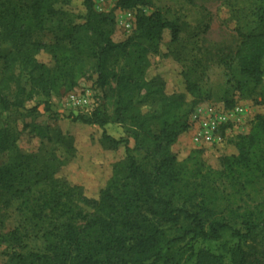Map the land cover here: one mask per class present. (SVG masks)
<instances>
[{
    "label": "trees",
    "instance_id": "obj_1",
    "mask_svg": "<svg viewBox=\"0 0 264 264\" xmlns=\"http://www.w3.org/2000/svg\"><path fill=\"white\" fill-rule=\"evenodd\" d=\"M30 1L0 0V41L12 46L4 57L0 112L23 109L40 96L48 106L54 95L74 90L93 73L97 86L115 99L113 116L95 110L70 118L98 126L102 147L110 151L123 148L125 155L113 165L97 199L87 197L81 187L56 179L53 173L45 175V186L39 188L29 163L26 166L28 156L16 153L13 163L0 166V201L19 203L50 252L22 257L21 263L188 264L195 260L194 264H227L210 250L195 251L194 243L219 242L230 232L239 243L229 251V264H264V252L249 246L264 228V205L244 213L215 210L205 190L198 191L190 181L188 162H180L172 151L189 130L190 115L210 100L186 74L189 98L166 94L159 76L148 79L150 57L159 54L164 32L171 30L173 43L180 40L178 24L165 20L161 12L138 15L134 35L115 43L113 21L96 11L94 0H82L84 14L79 16L69 11L73 0ZM147 4V0H119L117 7L132 11ZM50 20L68 26L67 44L53 46L38 40ZM41 52L53 55L54 66L39 61ZM235 60L242 75L263 86L264 31L243 35ZM146 99L158 101L161 114L143 112ZM226 107H234L233 102ZM110 123L126 128L137 151L144 153L143 160L135 156L129 139L117 140L107 134ZM26 128L42 140L56 141L75 152L72 138L60 131L37 124ZM17 141L18 135L7 125L1 128L0 155L13 151ZM236 149L238 155L225 161L230 175L238 173L251 180L264 173V114L256 116L252 132L240 139Z\"/></svg>",
    "mask_w": 264,
    "mask_h": 264
},
{
    "label": "rangeland",
    "instance_id": "obj_2",
    "mask_svg": "<svg viewBox=\"0 0 264 264\" xmlns=\"http://www.w3.org/2000/svg\"><path fill=\"white\" fill-rule=\"evenodd\" d=\"M118 1L94 0L96 11L108 15L113 21L111 38L115 43L127 41L134 35L138 15L161 12L165 20L177 23L180 28L177 43H173L171 30L164 32L159 54L150 57L148 79L159 76L165 82L166 94H185L189 98L186 74L210 95V100L199 105L190 115L189 130L172 150L180 162H188L190 181L198 191L205 190L208 199L213 201L212 207L219 212L236 210L244 213L262 208L264 173L251 180L238 173L232 176L225 161L238 155L237 143L252 132L256 116L264 114V84L257 86L242 75L235 60L243 35L264 31V0H147V5L132 11L117 7ZM69 11L83 15L82 0H73ZM46 27L47 31L38 38L39 41L53 46L67 44L64 40L66 24L50 20ZM11 50L10 43L0 41V81L4 57ZM38 59L49 67L54 66L52 54L41 52ZM96 81L97 75L90 73L74 90H62L47 102L49 110L46 99L40 96L26 103L23 109L0 112V129L7 125L18 135L15 151L0 155V166L13 163L16 153L28 156L26 166L29 163L35 181L40 183L39 188L45 186V175L53 173L56 179L81 187L87 197L97 199L112 175L113 165L124 157L125 152L123 148L106 150L101 145L102 130L98 126L75 123L70 118L85 113L77 109L73 101L83 95H90L94 111L103 110L113 116L115 99L110 91L98 87ZM232 102L233 108L244 110L241 121L223 126L219 131V143L200 149L193 142L195 127L199 124L195 122L196 111L209 107L230 110L232 108L226 106ZM141 109L157 114L162 110L159 102L152 99H146ZM32 124L70 136L75 152L71 153L56 141L48 142L37 137L31 128H26ZM106 132L117 140L129 139L135 156L143 160L144 153L137 151L136 141L123 125L110 123ZM80 206L88 211L83 204ZM20 209L18 202L8 205L5 200L0 201V264H23L22 257L50 254L42 233L37 235L34 232L28 214ZM13 233L19 240H14ZM238 243V239L227 232L219 242L199 240L194 243V248L195 251L210 250L229 264V251ZM249 246L259 253L264 252V228L258 231Z\"/></svg>",
    "mask_w": 264,
    "mask_h": 264
},
{
    "label": "built area",
    "instance_id": "obj_3",
    "mask_svg": "<svg viewBox=\"0 0 264 264\" xmlns=\"http://www.w3.org/2000/svg\"><path fill=\"white\" fill-rule=\"evenodd\" d=\"M75 107L83 114H89L94 111V105L91 101L90 95H83L79 98L73 99ZM244 110L241 107L228 109H218L209 107L207 109H200L196 111V121L199 124L195 127L193 134V142L200 149L219 143V131L223 126L229 123L240 122V116Z\"/></svg>",
    "mask_w": 264,
    "mask_h": 264
}]
</instances>
